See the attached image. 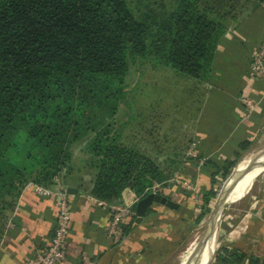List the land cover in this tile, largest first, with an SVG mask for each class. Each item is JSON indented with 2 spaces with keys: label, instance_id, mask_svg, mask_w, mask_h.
I'll return each instance as SVG.
<instances>
[{
  "label": "trees",
  "instance_id": "obj_1",
  "mask_svg": "<svg viewBox=\"0 0 264 264\" xmlns=\"http://www.w3.org/2000/svg\"><path fill=\"white\" fill-rule=\"evenodd\" d=\"M263 3L171 0L142 2L141 9L129 0H0V245L23 188H48L69 170L73 147L88 135L94 170L88 194L95 199L111 203L125 192L142 198L155 184L167 185L180 171L183 150L178 158L150 156L135 136L112 131L131 63L147 61L196 89L210 75L221 37ZM161 102H153L154 111ZM238 159L214 166L193 208L195 225L217 193V173L225 180ZM135 219L121 220L120 238ZM214 257L240 264L248 256L220 246Z\"/></svg>",
  "mask_w": 264,
  "mask_h": 264
},
{
  "label": "crops",
  "instance_id": "obj_2",
  "mask_svg": "<svg viewBox=\"0 0 264 264\" xmlns=\"http://www.w3.org/2000/svg\"><path fill=\"white\" fill-rule=\"evenodd\" d=\"M263 40L264 3L253 7L247 17L221 37L209 77L196 84L202 89L201 95L194 99V113L187 119L185 159L177 173L193 190L167 183L162 195L174 204L172 207L154 203L143 218L136 217L135 226L126 237L109 238L106 228L111 208L130 207L131 195L125 192L111 203L97 200L88 194L91 174H82L70 165L68 171L52 180L48 187L53 192L50 196L35 194L28 184L23 188L0 245V264H31L36 253L46 248L56 225L55 193L59 187L76 190L68 194L70 224L66 254L60 264H164L179 241L180 227L193 219V208L199 206L214 166L221 168L238 156L228 175L231 176L238 162L264 138V84L249 70L251 56ZM243 98L254 104L251 110ZM246 142L251 145L242 150L241 145ZM259 169L247 175L229 195L228 200L243 202L223 218L215 251L227 246L264 264V168ZM220 172L217 184L224 181ZM132 206L135 208L136 203ZM248 257L240 264H251ZM208 264L222 263L213 253Z\"/></svg>",
  "mask_w": 264,
  "mask_h": 264
},
{
  "label": "rangeland",
  "instance_id": "obj_3",
  "mask_svg": "<svg viewBox=\"0 0 264 264\" xmlns=\"http://www.w3.org/2000/svg\"><path fill=\"white\" fill-rule=\"evenodd\" d=\"M170 1L129 0L131 6L136 7L137 5L140 8L143 4L154 7L155 4L161 3L167 5ZM142 2L143 4L141 5L140 3ZM197 88L195 89V84L190 81L179 80L169 70L160 69L147 61L136 59L129 67L125 81L126 95L120 102L118 111L113 119L112 131L121 134L123 138L128 135L135 136L136 145L146 150L150 156H157L160 152L162 158H174V156L178 158L181 155V151L184 150L187 141L185 132L187 119L194 113V99L201 95L202 89ZM156 95L159 99L161 98L162 104L160 103V106L154 111L152 104L158 100ZM149 133H152V135H149ZM89 139L90 135L73 147L72 160L70 162L73 169L79 168L81 173L86 175H90L94 171L87 151ZM263 150L264 138L252 148L247 156ZM171 152L175 153L174 156L171 155ZM227 179L216 187L217 193L211 200L209 210L202 221L195 225L193 219H191L186 225L180 227L179 241L175 244L171 254L165 259L164 264H179L180 257L188 246L204 232L208 226V220L216 199L219 196V191H221ZM233 192L229 193V195L233 194ZM233 200H228L221 210L220 221L217 223L216 244L218 241V229L222 224L223 218L232 208H235L237 204L242 205L241 202H243L234 203Z\"/></svg>",
  "mask_w": 264,
  "mask_h": 264
},
{
  "label": "built area",
  "instance_id": "obj_4",
  "mask_svg": "<svg viewBox=\"0 0 264 264\" xmlns=\"http://www.w3.org/2000/svg\"><path fill=\"white\" fill-rule=\"evenodd\" d=\"M249 70L253 77L260 79L264 84V40L259 44L257 49L252 54ZM242 101L249 110L254 107V104L249 99L243 98ZM189 156L195 158V154L193 152H189ZM200 163H203V161ZM168 183H178L185 189L193 190L189 182L180 179L177 175L172 177ZM28 186L32 188L35 194L40 196H50L53 194L50 189L42 186L32 183H29ZM162 189V186L155 184L150 189H148L147 193L160 194ZM129 194L131 195V200L128 204L131 207V205L136 203L140 198L135 197L131 193ZM55 195L57 197L56 225L52 231L48 245L44 250L36 253L31 264H60L65 258L71 209L68 202V193L65 189L59 187L56 190ZM99 203L102 204L103 202ZM130 207L111 208L112 214L106 228V234L109 238L119 237L121 220L124 217L133 216L135 214V212Z\"/></svg>",
  "mask_w": 264,
  "mask_h": 264
},
{
  "label": "bare ground",
  "instance_id": "obj_5",
  "mask_svg": "<svg viewBox=\"0 0 264 264\" xmlns=\"http://www.w3.org/2000/svg\"><path fill=\"white\" fill-rule=\"evenodd\" d=\"M260 154H262V151L252 153L239 162L235 170L236 176L228 180L227 190H232L234 187H237L247 175L250 176L255 170L259 169L253 168L249 170L252 163ZM208 229L207 226L200 237L188 246L186 251L180 257L179 264H204V262L207 261L211 251L215 248L216 241L215 235L209 234Z\"/></svg>",
  "mask_w": 264,
  "mask_h": 264
},
{
  "label": "water",
  "instance_id": "obj_6",
  "mask_svg": "<svg viewBox=\"0 0 264 264\" xmlns=\"http://www.w3.org/2000/svg\"><path fill=\"white\" fill-rule=\"evenodd\" d=\"M253 168H261V169L264 168V150L262 151V154H260L259 157L252 163L249 170H251ZM235 170H236V168H235ZM235 170L232 172L231 176L224 183V185H223V187L219 193V196L216 200L213 211H212V213L209 217V220H208L209 234L215 235V238H216V234H217V223L219 220L220 212H221L223 206L227 203V201L229 199V193L234 191V189L227 190V183H228V180L230 178H233L234 176H236ZM66 192L68 194H74V193H76V190L74 188L67 187ZM154 203L162 204V205H165L168 207H172L174 205L172 202H170L162 194L148 193L147 195L140 198L136 202L135 214H136L137 220H140L141 218H143L145 216L148 208H150ZM214 251H215V248L211 251V254L209 255V258L207 259L205 264H208L210 262Z\"/></svg>",
  "mask_w": 264,
  "mask_h": 264
}]
</instances>
